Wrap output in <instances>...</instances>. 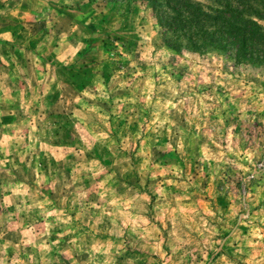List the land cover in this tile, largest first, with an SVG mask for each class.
<instances>
[{
  "label": "rangeland",
  "instance_id": "obj_1",
  "mask_svg": "<svg viewBox=\"0 0 264 264\" xmlns=\"http://www.w3.org/2000/svg\"><path fill=\"white\" fill-rule=\"evenodd\" d=\"M30 1L0 38V264H264V64L169 47L146 1Z\"/></svg>",
  "mask_w": 264,
  "mask_h": 264
},
{
  "label": "trees",
  "instance_id": "obj_2",
  "mask_svg": "<svg viewBox=\"0 0 264 264\" xmlns=\"http://www.w3.org/2000/svg\"><path fill=\"white\" fill-rule=\"evenodd\" d=\"M151 4L169 47L199 51L205 47L232 49L233 55L264 64V8L253 0H140Z\"/></svg>",
  "mask_w": 264,
  "mask_h": 264
},
{
  "label": "crops",
  "instance_id": "obj_3",
  "mask_svg": "<svg viewBox=\"0 0 264 264\" xmlns=\"http://www.w3.org/2000/svg\"><path fill=\"white\" fill-rule=\"evenodd\" d=\"M30 2V0H0V38L9 41L22 39L23 34L28 32V28L30 30L29 19L32 9ZM4 19L10 21L2 23L1 20ZM2 26H4L3 29H1Z\"/></svg>",
  "mask_w": 264,
  "mask_h": 264
}]
</instances>
